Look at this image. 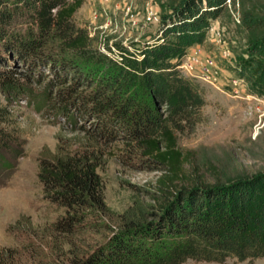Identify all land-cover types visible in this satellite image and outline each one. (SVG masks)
I'll list each match as a JSON object with an SVG mask.
<instances>
[{
  "label": "trees",
  "instance_id": "1",
  "mask_svg": "<svg viewBox=\"0 0 264 264\" xmlns=\"http://www.w3.org/2000/svg\"><path fill=\"white\" fill-rule=\"evenodd\" d=\"M84 2L0 0V59L9 51L31 64L50 62L64 77L72 72L73 83L59 92L60 109L75 106L92 114L100 135L126 136L143 163L161 172L135 182L139 194L116 215L105 198L100 152L84 144L41 153L44 195L63 209L51 221L62 239L50 264H179L189 257L264 256V169L231 173L213 159L197 162L193 150L179 144V133L203 118L208 101L205 85L179 64L193 44L205 41L226 0H171L160 28L140 46L122 45L118 56L101 50L96 36L77 23ZM261 5L242 2L240 22L246 29L264 28ZM233 69L245 77L248 90L264 96V31L252 33L246 55ZM84 83L89 86L79 88ZM0 84L15 94L28 86L5 67ZM11 114L0 103L3 161V147L22 151L13 143ZM99 232L101 237L95 235ZM13 256L12 250L0 252V264H15Z\"/></svg>",
  "mask_w": 264,
  "mask_h": 264
},
{
  "label": "rangeland",
  "instance_id": "2",
  "mask_svg": "<svg viewBox=\"0 0 264 264\" xmlns=\"http://www.w3.org/2000/svg\"><path fill=\"white\" fill-rule=\"evenodd\" d=\"M243 1L226 4L212 21L205 41L192 45L199 44L202 52L214 54L226 73L234 71L236 61L246 55L252 33L264 31V28L246 29L241 24ZM254 1L264 3V0ZM170 2L85 0L76 20L96 36L95 42L101 50L118 56L122 45L140 46L160 28L162 15L170 11ZM151 10L157 15L148 17ZM261 13L263 16L264 12ZM8 52L4 60L0 59L4 61L0 68L12 69L28 86L15 94L0 84V103L12 110L11 126H15L17 136L13 143L22 149L18 154L14 148H2L8 161L0 159V252L12 250L15 264H50L62 239L51 228V221L63 209L54 208L44 195L38 173L41 153L84 144L100 152L99 170L105 182V198L116 215L139 194L134 183L153 180L161 170L146 166L140 150L131 146L126 136L108 139L100 135L92 114H83L75 106L68 111L60 109L59 92L73 83L72 72L64 77L50 62L31 64ZM201 82L208 98L203 118L179 133V144L191 148L197 162L213 159L231 173L264 169V96L248 95L246 89L236 92L224 85ZM82 86L89 84H81L79 88ZM81 234L88 232L84 230ZM95 235L101 237L102 233ZM179 264H264V256L253 260L227 257L223 261L189 257Z\"/></svg>",
  "mask_w": 264,
  "mask_h": 264
},
{
  "label": "built area",
  "instance_id": "3",
  "mask_svg": "<svg viewBox=\"0 0 264 264\" xmlns=\"http://www.w3.org/2000/svg\"><path fill=\"white\" fill-rule=\"evenodd\" d=\"M231 3L232 0H226V4L229 6ZM152 15H157V12L151 10L148 17ZM198 45L191 46L179 64L185 73L195 76L200 80L211 82L218 87L224 85L236 92L240 91V89H246L248 95L252 96L256 94L248 90V84L244 76L235 73V71L224 72L223 66L214 54L202 52L198 48Z\"/></svg>",
  "mask_w": 264,
  "mask_h": 264
}]
</instances>
